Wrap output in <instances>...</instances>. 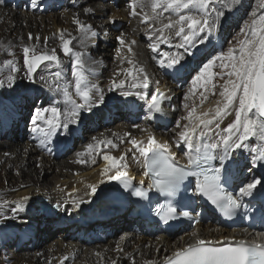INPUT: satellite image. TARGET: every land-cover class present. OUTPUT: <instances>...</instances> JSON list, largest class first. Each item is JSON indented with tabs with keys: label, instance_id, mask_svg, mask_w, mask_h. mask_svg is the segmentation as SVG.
Here are the masks:
<instances>
[{
	"label": "bare ground",
	"instance_id": "obj_1",
	"mask_svg": "<svg viewBox=\"0 0 264 264\" xmlns=\"http://www.w3.org/2000/svg\"><path fill=\"white\" fill-rule=\"evenodd\" d=\"M55 1L54 8H58V11L62 10L61 12H53L51 8L49 11V7L44 4V0H38V4L43 3V5L41 4L39 7L37 4L35 8L28 12L14 7L15 5L10 7L9 1H5L3 5H0V45L3 48L10 46L18 50L16 60L13 61L18 71L11 73L16 77L15 83L11 87H9L7 83H5L3 87H0V101L2 102L0 104V119L4 121L3 126H0V133L5 132L4 129L8 132L16 130V120L14 119H19L21 112H23L26 106L31 102V98H29V95L24 94L21 97L19 96L16 102H13V98L15 97L10 96L18 94V87L22 88L25 84L32 83L33 80L38 81L40 84H48L50 90L56 93L55 97L59 99V102L53 100V103H51L50 98L48 99L45 93H43L44 95L42 98L44 97L45 100L48 99L49 103L53 106L60 107L62 110L65 109L63 96L57 90V83L60 88H63L68 82L73 80V77L72 58L65 55L62 50V41L60 40L61 30H63L65 38L70 37L72 39L71 47L73 51L82 52L84 54V68L87 70L89 80L102 90L105 98L115 92L120 94L121 90L109 91V88L113 80L118 81L124 79V90L147 92L149 97L157 93L163 94L166 98L162 105L164 114H156L154 117L148 118L150 121L141 122V120H143V116L140 117L141 112L147 118V102L142 99L141 101L137 100L140 98L135 95L124 96L123 98H127V100L123 102V107L118 105L109 109L111 107H104L100 104L93 110L96 111L98 118L103 119V121L97 120L90 113V115L86 117V120L94 122L93 124L97 127V130L104 131L100 132L101 134L98 137L92 135L91 142H87L82 149L75 152L73 156L75 162H73L71 166L62 162L59 164L60 166L56 167L51 158L44 157L42 153L37 154V152H40L38 147L32 148L28 143L18 144L13 143V141L8 144H6V142L0 143V170L3 172L2 175L0 174V207L4 208L0 216L3 217L4 220L10 222L20 216L26 215L27 218L29 217L30 222L34 221L37 224L36 230L34 233L28 232L31 233V235L27 236V238L29 237L28 239H30L31 242L34 241V246L36 248L42 247L40 241H35L39 229H41L45 235V238H43V240L41 239V242L44 243L51 233L56 231L55 228H62L63 230L61 231L70 242L74 241V237L78 236V240L84 243L80 246L73 244L69 250V246L64 245L65 242L60 240L55 245L53 244L49 246V248L46 247L47 253H45L46 248L42 247L39 249L40 253L35 252L34 255L29 254L27 257H22L19 262H21V264H61V262H63V264H114L113 261H115L116 264H164L166 259L172 257L178 249L186 247L188 244L195 243L197 238L204 239L207 242H214L217 240L215 238L216 236L220 235L223 237V230L217 229L216 226L208 225H199L196 229H190L188 226H184L179 232L165 234L159 231V227L155 222L144 217L134 201L131 203L124 196L123 198L119 197L124 199L121 204L122 208L118 209L110 218L98 219L96 223H91L90 220L97 217L96 214L103 212L101 210L99 211V208H103L104 210L107 205L110 204V200L102 195L104 191L105 193H110L109 196L112 195L109 198H115L118 195V192H115L113 188L116 181H109L100 175L107 164L103 159L104 154L119 157L127 153L123 163L127 164L126 171L131 180L136 183L144 181L145 175L142 158H139V154L136 153L134 149H132L131 152L128 151L132 147H124V144L129 143L132 138L146 141L148 132H151L158 141L169 142L171 150L176 154V157H182L183 146L181 148H176V141L170 138L164 130H166L168 124L169 126L172 125L171 120L177 118V113L182 112L183 117L187 115L188 110L184 108L185 103H188L190 108L196 107L197 114H199L201 111L214 108L216 102L222 99L219 96V86L217 85V89L214 90L216 92L215 95L211 94L213 91L211 86H208V92H204L203 88H196L195 91L190 94V99L186 100L185 96L189 94V89L192 87V84L186 89L184 87V82L186 81V75L191 68V64L198 65L201 60L203 61L204 58L211 56V54L217 50L216 45H219L225 39V33H222L223 36L219 35L217 42L211 43L209 40H206L201 47L191 48V54L185 57V62L182 61L184 65L183 68H180V65H175L172 68L161 67L159 64V59L162 58L161 54L184 52V49L177 46L181 40L179 37L174 36L172 32L166 30L165 35L171 38L166 42H160L157 45V52H153L151 46L143 49V45L138 42L135 35H140L139 38L149 40L152 45L156 43V35H158L154 34L155 28L161 27V23L159 21L154 25L151 23H142L141 17L136 16L134 19L136 20V24L134 26L129 24V34L124 38L127 45L124 47L128 49V46H130L132 48L131 55L128 57L126 55L128 52H125V55L120 53L112 64H108L107 69L98 71L97 67L99 63L106 62V60L103 61V59L111 57L108 54H97V52L101 50V47L95 50L93 46H91V43L97 42V44L100 45L103 40L105 43L110 37H108V39H103V37H100L101 34L103 36L108 30L110 31V29H113L112 31H114V27L117 29V26L121 25L122 28L125 22H130L129 18H133V16L130 15L131 10H126L128 5L125 2L127 0H118L116 2L118 8L120 7L121 10H117V8L109 9V5L107 6V4H105L106 6L101 4L95 6V4L89 3L91 0ZM19 4H21V2H19ZM60 5H63V7L59 8ZM251 6L253 10L255 9L257 12L261 11V9L258 8V1H253ZM85 9H90V11L85 13ZM246 9L247 5L243 4L240 0V4L231 10H237L238 15H240L241 13H245ZM137 11L139 12L140 9H137ZM145 11H149V9L146 8ZM169 15L173 14L161 13V20L167 23V19L165 18ZM103 18L104 20H101ZM74 19H79L81 23L90 25L92 30L96 33L95 36L85 41V47L80 46L81 33L78 30L77 24L73 22ZM112 31L110 35H114ZM215 32L216 31L212 32L211 35ZM217 32L219 33L220 31L218 30ZM29 33H31L33 39H29ZM114 33H116V30ZM119 35L115 34V39L111 38V41H119L117 39ZM37 36L39 37L38 41L36 40ZM46 38L47 42H45ZM133 41L135 43H133ZM110 44L112 43H105L106 47H109ZM25 46H34L37 54L42 52L50 53L52 49H55L57 56L60 58L61 65L59 68L55 63L47 64V67L41 66L40 69L38 68L39 71L34 76V79H29L27 76V68L24 65L23 48ZM128 59H132L133 64H128ZM216 67L214 69H216ZM128 68L134 69V75H140L138 72L140 68L145 70V73L149 77L148 89H136L131 87L134 81L123 72L124 69ZM178 68H180L179 71H177ZM56 71L62 72V77L58 82L54 80L52 75ZM9 73L10 68H7L6 71L0 75V79H5ZM117 73H119V75H117ZM41 76L45 79L41 80ZM71 91L73 92V98L78 100V97L74 95V86L71 88ZM202 92H204V95H206L208 99L201 105L200 102L203 99L201 96ZM8 93H14V95ZM85 114L86 112L81 114L80 120H82ZM106 119L110 120V123L103 127L102 122H105ZM115 119L122 120L118 123L117 128L112 131L105 129L106 127L109 128ZM139 119L141 124H136ZM180 119L179 117L177 120ZM234 119L235 115L233 112L232 115L224 118L221 123V128L226 127L228 123L232 122ZM182 120L183 122L181 121V125L187 123L186 120ZM78 124H80V122ZM78 124L70 126L72 128ZM85 129L87 128L84 127V130ZM61 130H63V132H61ZM181 130L182 128L177 131ZM68 131V129L62 128L57 130V132H61V134H66ZM125 131H127V133ZM93 138L101 141H112L115 147L102 144L96 152L93 153L91 158H81L78 154L86 151L89 143H95ZM47 140H45V143ZM45 143L43 145H45ZM246 143L249 144L248 149L235 151L230 160L226 162V167L228 169L227 173H230L231 176L236 179L235 185L237 183L247 182L253 178H264L263 174H260V165L264 162L252 163V158L255 153H253L251 149L259 147L261 142L255 138H251L249 141H246ZM43 145L42 148L45 147ZM81 145H83V143ZM31 154H37L39 158L37 156H31ZM134 156L136 158H134ZM183 157L185 156L183 155ZM80 159H85L86 163H79L78 160ZM247 163H250V170L248 173L245 172ZM11 171H14V176L10 175ZM45 177H48L47 181H44L43 178ZM101 180H103V183H101ZM90 184L97 185V193L95 195L88 194L90 193V189H88L87 186ZM25 196L29 199L26 201L24 209H16V203ZM80 200L87 202L82 203L80 208H75L79 212L73 213L70 211L67 213V216H64L63 220L55 217H47L45 219H40L39 217V210H44L46 212L49 209L48 207L51 206L52 209L54 208L53 210L60 207H72L74 206L73 201ZM245 201L249 203L251 199ZM139 231H142V233ZM105 232L111 235L112 238L118 237L121 232L124 234L128 233L127 237L130 236V238H124V236H122L116 241L115 245H94L93 237L91 236L96 233L105 234ZM89 233H91V235ZM193 233L197 235L194 236ZM143 234L145 236H143ZM79 237L81 238L79 239ZM25 238L26 237L23 236H15V240L13 237L10 239L14 240L15 244L19 247L22 245V241ZM106 239V241L109 240L107 237ZM132 240H135V242L133 243ZM4 259L5 261H10L9 258L5 257Z\"/></svg>",
	"mask_w": 264,
	"mask_h": 264
},
{
	"label": "snow or ice",
	"instance_id": "obj_2",
	"mask_svg": "<svg viewBox=\"0 0 264 264\" xmlns=\"http://www.w3.org/2000/svg\"><path fill=\"white\" fill-rule=\"evenodd\" d=\"M2 2L3 0H0V3ZM37 4L38 0H32L34 8ZM239 4L240 0H131L129 7L130 15L140 16L142 23L153 25L158 21L161 23V27L155 28L154 31V34L158 35H156V43L151 45L153 52L158 51L157 45L160 42H166L171 38L165 35L166 30L180 38L181 42L177 46L184 49V52L163 53L159 64L161 67L172 68L180 65V68H183L182 61L186 55L191 54L190 49L197 44H204L211 33L220 27L221 18L225 16L223 9H233ZM146 8L149 11H145ZM258 8L264 9V0H259ZM137 9L140 11L138 12ZM89 11L90 9H85V13ZM161 13L173 15L166 17L167 23H164L161 20ZM251 17L250 22L241 29L244 39L238 41V47L230 46L226 51L222 50L218 55L212 56L191 81L192 87L189 89V94L185 96L186 100L190 99V94L196 88H203L204 92H208V85H211L213 90L211 94L215 95L214 90L217 89V85L213 83V79L216 75H219L224 82L219 85V96L222 99L216 102L214 108L197 114L196 107L190 108L188 103L184 104V108L188 111L183 119L187 123L181 125L177 122V128H182V130L178 133L175 147L183 146V155L187 161L185 164L179 163L169 142L158 141L151 132H148L146 141L132 138L129 141L132 148L128 151L135 149L139 158H142L144 175L150 180L145 188L143 181L138 187L132 184L126 171L127 164L123 163L127 153L119 157L110 154L103 155L107 164L100 173L101 177L109 181H118L132 196L148 201L149 206L154 202L149 193L154 190L153 195L156 197L154 212L165 224L177 219L178 215L192 219L191 213L183 210L187 205L176 199L182 185L185 181H189V178H194L192 194L206 197L211 204L228 217L235 215L242 207H247L246 198H255L257 194L264 197V191L259 193L257 191L258 186L264 189V182L261 179L253 178L243 182L235 194L226 187L231 179L226 175L228 171L226 162L230 160L235 151L249 148L246 141L255 138L261 142L259 147L251 149L255 153L252 163L264 162V12L257 15V10L254 9ZM73 22L77 24L81 33L80 46L85 47V41L95 36L96 33L90 25L81 23L79 19H74ZM29 39H33L31 33H29ZM117 39L122 47L127 46L123 36ZM36 40H39L38 36ZM60 40L63 53L72 58L73 80L63 88H60L57 83V90L62 94L65 103L64 110L52 105L38 107L31 116V122L35 126L34 130L41 132L45 138L41 140V145L45 143V140L54 136L58 129H69L70 125L78 124L82 113L92 112L105 101L102 90L89 80L87 70L84 68V54L73 51L72 39L65 38L63 30H61ZM128 51L131 52L130 46H128ZM23 53L29 79H33L37 68L46 61L55 63L58 68L61 65L55 49H52L50 53L37 54L34 46H25ZM127 62L130 65L133 64L132 59H128ZM217 62H219L218 65ZM5 64L9 66L10 73L5 79H0V87H3L5 83L11 87L16 80L11 73L17 72L18 69L12 60L5 61ZM214 66L227 69V71L214 74L211 71ZM123 72L134 81L132 88L148 89L149 77L143 68L138 70L140 75H134L133 68L124 69ZM52 75L58 82L62 77V72L56 71ZM40 79L45 78L41 76ZM124 85V79L113 80L109 91L119 89L122 96L135 95L146 100L147 118H152L156 114H164L162 105L166 98L163 94L149 97L147 92L124 90ZM73 86L74 95L78 97V100L73 98L71 91ZM204 92L201 93L203 97L201 105L208 99ZM233 112L235 119L226 127L221 128L224 118L232 115ZM93 140L95 143H89L87 150L78 154L81 158H91L102 144L115 147L112 141H101L96 138ZM78 162L86 163V160L80 159ZM215 162H218V166ZM87 188L90 189L88 194L97 193L96 184H90ZM160 196L165 198L163 203L158 202ZM28 199L25 196L18 201L16 209L23 210ZM86 202L84 200L73 201V204L78 209L82 203ZM193 235L197 234L193 233ZM166 264H264V243H248L240 240L235 241L234 244L229 243L227 246L218 247L211 246L210 242L197 238L195 243L178 249L172 257L167 258Z\"/></svg>",
	"mask_w": 264,
	"mask_h": 264
},
{
	"label": "rangeland",
	"instance_id": "obj_3",
	"mask_svg": "<svg viewBox=\"0 0 264 264\" xmlns=\"http://www.w3.org/2000/svg\"><path fill=\"white\" fill-rule=\"evenodd\" d=\"M5 1H9L10 7H13L15 5L14 7L21 9L23 11H26V12H28L34 8L32 6V0H3V2H5ZM117 1L118 0H91V2H89V3L95 4V6L98 4L106 6L105 4H107V6L109 5V9L117 8V10H121V8L120 7L118 8V5L116 4ZM241 1L243 2V4L247 5V9L245 10V13H241L240 15H238L237 10H231V9L225 8V10H224L225 16L221 20L220 27L216 30L215 33H213L208 38V40L211 43L217 42V38L219 37V35H222L223 32L225 33V36H224L225 39L219 45H216L217 50L215 52H213L211 54V56H209L208 58H204L203 61L201 60V62H199L198 65L191 64V68L186 75V81L184 82V87L186 89L191 85L192 79L198 74V71L203 66V64L207 63L208 59H210L212 56L218 55L222 50L226 51L228 49V47H230V46L238 47V41L244 39V35L241 34V29L244 27V25L246 23L250 22V20L252 18L251 13H252L253 7L251 6V4L255 0H241ZM256 1H258V4H259V0H256ZM3 2L0 3V5L1 4L3 5ZM19 2H21V4H19ZM55 2H56L55 0H46V1L44 0V4L49 7L48 8L49 11L51 8V10L53 12H57L58 8L57 9L54 8ZM130 2H131V0H127L125 2L128 5L126 7L127 11L131 10L129 7ZM41 4L43 5V3L38 4L39 7ZM61 7H63V5L59 6V8H61ZM61 11L62 10H59L58 12H61ZM261 12H264V9H261L260 12H257V15H259ZM135 18L136 17L129 18L130 22L129 23L125 22L123 24L122 28H121V25H119V26H117V29H115V27H114V31H112L113 29H110V31L108 30L105 34H103V36H102V34L100 35V37H103V39H105V38L108 39V37H110V39L108 41H106V42L112 43V44H110L109 47H106V45H105L106 42L104 43V40L101 41L100 45L97 44V42L91 43V46H93V48L95 50L98 47L99 48L101 47L100 48L101 50L99 52H97V54H108L111 57V58L107 57L106 59L102 58L103 61L106 60V62L99 63V66L97 67L98 71H101L102 69H107L108 64H112V62L115 61V58L117 59V56L120 53H123L125 55L128 52L126 54L128 57H129V55H131V52H129L126 47H122L120 45L119 41L113 40V42H112L111 38L115 39V34L116 35L120 34L119 36H121L123 34L122 35L123 38H126V35L129 34V32H128L129 24H131V26H134L136 24V20H134ZM173 18H175V17H173ZM101 20H104V18ZM115 30H116V33H114ZM218 30L220 31L219 33L217 32ZM111 31L113 32L114 35H110ZM139 36L140 35H135L138 42L141 45H143L142 48L143 49L146 47L149 48L151 46L150 41L139 38ZM201 46H202V44H197L195 47L198 48ZM102 47H103V50H102ZM115 51L118 53H116ZM17 55H18V50H15L13 47L9 46L7 48H3L0 45V75H2L3 72H5L7 68H9V66L5 64V61H8V60L15 61ZM185 57H187V55ZM47 64H53V62H47L46 61V62H44V64H41L40 67L45 66ZM218 64H219V62H217V65ZM156 65H159V64H156ZM40 67H39V69H40ZM215 67L216 66H214L213 69ZM39 69L37 68L36 72L33 75V79H34V76L38 73ZM213 69L211 70L212 72H213ZM226 71H227V69H221L220 67L217 66L216 69H214V74L218 73V72L225 73ZM223 82L218 75H216L214 80H213V83H215L218 86ZM208 86L210 87L211 85H208ZM18 89H19L18 94L14 95V93H8L10 95H14V96H10V97H15V98H13V102H16L19 99L18 97L19 96L21 97L24 94L30 96L29 98H31V102L26 106L25 110L23 112H21V116L19 117V119H16V118L14 119V120H16L15 125L17 127V128H15L16 129L15 131L8 132L7 130H5L3 128L5 132L0 133V143L6 142V144H8V143H11L12 141H13V143H18V144L28 143L32 148L38 147L40 152H37V154L42 153V155H44V157L51 158L52 162L54 163V165L56 167L60 166L59 164H61L62 162H65L71 166V165H73V162H75L74 158H73L75 152H77V150H79V149H82L84 144H86L87 142H91L92 135H95L96 137H98L101 134L100 132L104 131V130H101V131L97 130V127L94 126V124H93L94 122H91L90 120H86V117L89 116L90 114H92L97 120L103 121V119L98 118L96 111L92 110V112H90V114H89V112H86L85 116L82 117V120L79 121L80 124H78L75 127L73 126L72 128H71V126H69L68 133L61 134V132H63V130H61V132H57L54 136L48 138L45 145H43L45 147L42 148L41 140H44L45 138L43 137L41 132H39L38 130H34L35 126L31 122V116L34 114V110L36 108L50 106L51 104L49 103V100H48L49 98H50L51 103H53V100L56 102H59V99H57L55 97L56 93L53 90H50V88L48 87V84H46V83L40 84L36 80H33L32 83L25 84L24 86H22V88L18 87ZM43 93H45L47 95L46 96V97H48L47 100H45L44 97L42 98V96L44 95ZM0 94H1V91H0ZM123 97L124 96H122L118 92H115L113 94L106 96L105 101L102 105L104 107H111L109 109H112L118 105L123 107V105H124L123 102L127 100V98L125 99ZM137 100L141 101V99H137ZM1 103L2 102L0 101V104ZM3 103H4V101H3ZM141 116H143V118H142L143 120H141V122L144 123V122L150 121L148 118H146V116L142 112L140 114V117ZM179 117L181 119L177 120V119H179ZM182 119H183L182 112L177 113V118L175 120H171L172 125L169 126V124H168L166 127V130H164L169 135V137L172 138L174 141H176L178 139V133H179V131H177L179 129L176 126L177 122L179 121V123L182 124V122H183ZM121 121H122L121 119H115L113 122L111 121L112 123H111L110 127L109 128L106 127L105 129L112 131L115 128H117L118 123ZM3 122L4 121L0 119V126H3ZM141 122L139 119L138 122H136V124H141ZM108 123H110V120H107V119L105 122H102L103 127H105ZM84 127H86L87 129L84 130ZM125 132L127 133V131H125ZM42 138H44V139H42ZM82 143H83V145H81ZM124 147L125 148L126 147H132V145L130 143H127V144H124ZM37 154H31V156L32 155L37 156ZM37 157L39 158V156H37ZM249 170H250V163H247V165L245 166V172L248 173ZM1 171L2 170H0V174L2 175L3 172H1ZM10 175L14 176L15 175L14 171L13 172L11 171ZM43 179H44V181H47L48 177H45ZM109 194L110 193H105V191L102 193V195H104V197L106 199L110 200L109 201L110 204L107 205V207L104 210H103V208H101V209L99 208L98 210L99 211L101 210L103 212L96 214L97 217L91 219L90 220L91 223H96L98 221V219H101V218L108 219L115 212H117L118 209L122 208L121 204L123 203L124 199H121L119 197L123 198V196H121V194L118 192V195L115 198H109L112 196V195L109 196ZM117 198H119L120 200ZM119 201H121V202H119ZM48 208L49 209L46 212L44 210H42V211L39 210L38 214H39L40 219H45L47 217L48 218L49 217H51V218L55 217V218H60V220H63L64 216H67V213H69L70 211L73 213L79 212L78 210L75 209L74 206H72V207L67 206V208H63V207L61 208L60 207V208H58L60 210H58V209L53 210L54 208L52 209V206L48 207ZM3 209H4L3 207H0V214H1V212H3ZM65 211H67V212H65ZM10 219H11V217H10ZM0 220H1V222H0V263H2V264H21V262H19V261L22 257H27V256H29V254L34 255L35 252L40 253V251H39L40 248H42V247L49 248V246H52L53 244L55 245L60 240L65 242L64 245L69 246V248H68L69 250L71 249L73 244H76L78 246H80L81 244H84L83 242H80L78 240V236L74 237L75 240L70 242V240L66 239L67 237L61 231V230H63L62 228H55L56 231H53L51 233V235L49 236V238H47L45 243H44L41 241L43 240V238H45V235L43 234V231L41 229H39V232H38V235H37L35 241L36 242L40 241V244L42 245V247L36 248L34 246V241L31 242L30 239H28L29 237L27 238V236H29V235H31V233L35 232L36 227H37V224L34 221H32V222L29 221L30 220L29 217L27 218L26 215H23V216L18 217L17 219H14V221L9 222V221L4 220V218L0 216ZM28 232H31V233H28ZM139 232L141 233V231H139ZM89 234L91 235V233H89ZM127 234H124L123 232H121L118 237L112 238L111 235H108L105 232V234L96 233L95 235H93L91 237H93L94 245H96V246H104V245L108 246L110 244L115 245L116 241H118L122 236H124V238L127 237ZM15 236L16 237H20V236L26 237L22 241V245L19 247H18V245L15 244V241H14ZM61 236H62V238H61ZM104 236H105V238H104ZM143 236H145V235L143 234ZM11 237H13L14 240L10 239ZM106 237L109 239L108 241H106L107 240ZM80 238L81 237H79V239ZM127 238H130V236H128ZM132 242L134 243L135 240H132ZM47 248L45 250V253H47ZM92 248H93V246H92ZM5 257L9 258L10 261L9 260L5 261V259H4ZM113 263L116 264L115 261H113ZM70 264H72V263H70Z\"/></svg>",
	"mask_w": 264,
	"mask_h": 264
}]
</instances>
